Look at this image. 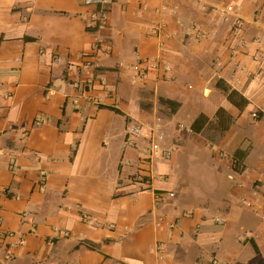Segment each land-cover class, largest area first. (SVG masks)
I'll use <instances>...</instances> for the list:
<instances>
[{"label":"crops","instance_id":"obj_1","mask_svg":"<svg viewBox=\"0 0 264 264\" xmlns=\"http://www.w3.org/2000/svg\"><path fill=\"white\" fill-rule=\"evenodd\" d=\"M108 7L0 0V264H264V0ZM158 121L174 154L149 163ZM189 150L212 192L176 174Z\"/></svg>","mask_w":264,"mask_h":264},{"label":"built area","instance_id":"obj_2","mask_svg":"<svg viewBox=\"0 0 264 264\" xmlns=\"http://www.w3.org/2000/svg\"><path fill=\"white\" fill-rule=\"evenodd\" d=\"M85 3L89 5H95L96 8L90 13V17L93 21L99 23L100 25H106L109 21L110 11H109V5L114 2V0H84ZM161 124L158 121V123L155 124V127L150 129V134L148 136L149 138V147H147L146 151H148L147 160L150 162L153 161L154 157L158 154L162 155L166 159L172 158L174 154V148H165L163 146V134L161 133ZM143 134V128L139 125H130L128 127L127 131V138L130 140H133L134 138L138 136H142ZM45 179V176H42V180ZM175 195L174 192H163L158 194L159 198H167V197H173ZM218 222H221V218H217ZM1 236H8L13 237L15 236V233L13 231H6L1 232ZM18 242H12V246H16Z\"/></svg>","mask_w":264,"mask_h":264},{"label":"rangeland","instance_id":"obj_3","mask_svg":"<svg viewBox=\"0 0 264 264\" xmlns=\"http://www.w3.org/2000/svg\"><path fill=\"white\" fill-rule=\"evenodd\" d=\"M209 101L210 102L206 101V102H201L199 104L197 103L195 106L189 105V109L192 112V110L194 111L195 107H201L203 106V104H204V107H209V105H211V102H213L214 99L212 98ZM189 133H190V137L188 138V142H186V144H194L198 136H195L191 131H189ZM204 137L205 136H203V138ZM177 144H179V141H177L174 138L173 142H171V144L169 145L172 146V145H177ZM179 155H178L179 157L178 170L176 174L179 177L188 181L189 187L191 190L200 189L202 192H205V193L212 192L214 189L213 187H215L216 183L215 181H212L214 179V175L212 174L211 169H209L208 167V164L206 161L207 156L205 159L204 158L205 155L203 153L193 152V150H189L188 152L186 151L182 153L180 152Z\"/></svg>","mask_w":264,"mask_h":264},{"label":"trees","instance_id":"obj_4","mask_svg":"<svg viewBox=\"0 0 264 264\" xmlns=\"http://www.w3.org/2000/svg\"><path fill=\"white\" fill-rule=\"evenodd\" d=\"M223 90L227 93L228 99L234 103L236 106H238L240 109H242L246 104H247V100L245 98H243L240 94H238L237 91L235 90H231L228 87H224ZM237 96L241 97V101H237ZM175 106V105H174ZM117 110V109H116ZM118 111V110H117ZM217 117H218V121L216 122H211L208 127H207V131L209 132L210 129H213L214 127H220L219 129L221 131L228 129L230 123L232 122V117L225 111L224 108H220L217 111ZM208 117H206L205 115L201 114L192 124V129L197 132L200 133L202 131V129H204V127L207 125L208 123ZM227 124V125H226ZM241 153V150L238 149L236 151V156ZM244 154H247V151L244 152ZM237 166V162L236 165Z\"/></svg>","mask_w":264,"mask_h":264}]
</instances>
